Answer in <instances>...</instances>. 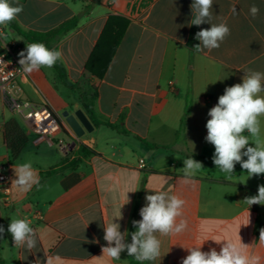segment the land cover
Listing matches in <instances>:
<instances>
[{"label":"crops","instance_id":"crops-1","mask_svg":"<svg viewBox=\"0 0 264 264\" xmlns=\"http://www.w3.org/2000/svg\"><path fill=\"white\" fill-rule=\"evenodd\" d=\"M19 3L24 11L15 21L25 31H50L79 16L77 27L52 49L62 51L66 86L91 89L84 103L95 96L98 124L87 115L84 103L64 109L69 114L82 110L93 126L91 132L78 137L67 124L71 133L60 137L66 144L75 143L70 150L55 142L37 141L24 125L32 144L28 142L16 160L10 157L4 135H0V165H5L0 173L9 176L7 183H0V226L5 229L0 238V264H45L48 256L56 255L61 257L60 264H140L126 251L120 260L103 255L102 248L107 246L104 227L113 220L119 223L121 232L129 233L126 242L130 243V234L137 230L132 222L141 219L145 197L160 190L186 201L178 219H186L188 227L176 236L157 234L161 259L143 264H182L189 254L186 248L203 243L202 251H219L225 241L240 240L264 264V244L259 240L264 229L263 211L261 205L250 207L244 201L258 194L255 178L264 182V174L249 177L236 164L229 178L214 165V146L205 139L208 112L225 88L242 83L248 69L264 72V0H214L212 22L226 21L231 34L218 49L202 52L194 50L200 43L195 34L211 25H190L192 0ZM253 4L260 8L255 19L249 14ZM233 5L237 14L231 11ZM112 16L125 18L128 24L103 71L104 54L98 41ZM0 35L2 45L14 42L17 55L23 51L20 43L8 39L7 28H0ZM87 63L102 77L86 71ZM26 75L31 77L24 73L19 78L21 98L46 105L61 117L46 97V103L32 99L24 87ZM11 118L16 116L0 89V125ZM260 120L258 138L247 131L244 135L264 144V116ZM81 146L88 149V155L81 156L77 169H64L63 161L78 158ZM190 156L201 162L203 169L196 173L194 183L185 184L183 160ZM25 162L37 170L41 186L21 193L12 185L16 178L13 167ZM16 218L30 221L37 237L35 248L15 247L7 229Z\"/></svg>","mask_w":264,"mask_h":264},{"label":"clouds","instance_id":"clouds-1","mask_svg":"<svg viewBox=\"0 0 264 264\" xmlns=\"http://www.w3.org/2000/svg\"><path fill=\"white\" fill-rule=\"evenodd\" d=\"M213 3L214 0H192L193 18L190 25H211L210 28L201 29L195 34V38L200 41L194 47L196 52L218 49L231 34L226 21L221 19L220 23L212 22ZM23 11L24 6L19 0H0V28L11 30V23ZM231 11L237 14L235 5ZM249 14L255 19L260 14V8L255 4L251 5ZM18 55L23 73L30 75L41 68H53L62 59L63 54L60 50L49 49L44 43H30L26 44V50ZM0 64H5L2 57ZM244 73L242 83L225 88L218 98V103L209 110L210 119L206 123L205 139L215 149L213 163L229 178L233 176L236 164H240L249 177L264 174V144L259 139L251 141L249 136L244 135L245 131L251 137L258 138L261 135L260 117L264 116V72L248 69ZM250 143L255 146H249ZM183 164L184 183H194V177L203 169V164L192 156L184 159ZM13 170L16 178L12 185L19 192L27 193L34 186H41L38 172L31 162L18 164ZM145 199L147 203L139 211L141 219L132 222L137 230L130 234V243L126 242L129 233L121 232L119 223L113 220L106 224L103 239L107 246L102 248L103 255L106 254L111 260H120L121 253L126 251L140 264L145 261L154 262L161 259V240L157 234L176 236L187 229L188 221L178 219L183 216L186 203L184 199L163 190L149 194ZM244 201L250 207L264 205V185L258 187L257 195L247 197ZM4 231V227L0 226V238ZM7 231L11 234L15 247H26L29 250L36 247V232L27 219H11ZM259 240L264 244V229L260 231ZM202 245L203 243L186 248L189 254L183 258L182 264H260V256L251 253L249 246L241 240L239 243L225 241L219 251L215 248L202 251ZM60 261L59 255L48 256L45 264H60Z\"/></svg>","mask_w":264,"mask_h":264},{"label":"trees","instance_id":"trees-1","mask_svg":"<svg viewBox=\"0 0 264 264\" xmlns=\"http://www.w3.org/2000/svg\"><path fill=\"white\" fill-rule=\"evenodd\" d=\"M90 6H87L85 9L87 10ZM79 16H74L63 23H61L58 27L46 31V32H39V31H25L23 30L18 23L14 20L10 28L13 29L19 36L23 37L27 44L30 43H44L49 49H52L60 40L72 32L78 25ZM128 24V20L122 17H110L106 23V26L99 38L98 45L99 48H102V52L104 54V64H103V71L107 68L109 62L112 59L114 52L116 51L118 45L120 44L126 27ZM97 45V47H98ZM96 54V50L94 52ZM93 53V56H94ZM98 53V49H97ZM53 69L57 72L58 77L62 80L65 79V69L63 68L60 61L56 63ZM85 70L90 72L97 77H102L103 74H97L90 66L86 65ZM95 96L93 95V101L90 100L89 103H84V109L87 115L91 118V120L98 124L96 121L95 110H94V100ZM56 115V114H55ZM57 116V115H56ZM58 117V116H57ZM59 121L62 126V130L64 134L71 133V129L68 127L67 123L62 119V117H58ZM185 126V118H183L181 122V130L184 129ZM4 142L9 150L10 157L12 160H16L19 155L23 152L26 148L29 138L27 133L25 132L22 124L18 121L17 118H11L5 122L4 125ZM89 153L88 149L84 146H81L77 151L78 158L73 160L66 159L63 161L61 165H63L64 169L75 170L79 167L81 163V156L85 157ZM240 165V164H239Z\"/></svg>","mask_w":264,"mask_h":264},{"label":"built area","instance_id":"built-area-1","mask_svg":"<svg viewBox=\"0 0 264 264\" xmlns=\"http://www.w3.org/2000/svg\"><path fill=\"white\" fill-rule=\"evenodd\" d=\"M0 57L5 64H0V89L8 96L9 109L16 114L26 126L29 133L37 136V141H48L58 145L65 150H70L71 145L66 144L60 135L63 133L59 118L52 109L46 105H37L28 99H22L23 90L19 85V78L24 74L16 52L14 42L1 44L0 35ZM0 135H4V126L0 125ZM142 168L143 165H140ZM5 165H0L4 170ZM9 176L0 173V183H7ZM7 191L9 189L7 188Z\"/></svg>","mask_w":264,"mask_h":264},{"label":"rangeland","instance_id":"rangeland-1","mask_svg":"<svg viewBox=\"0 0 264 264\" xmlns=\"http://www.w3.org/2000/svg\"><path fill=\"white\" fill-rule=\"evenodd\" d=\"M8 39H15L23 47V51L26 50V43L24 40L19 37L13 30L7 29ZM30 78L26 75L24 77V87L25 90L29 93L34 101L39 103H46L45 97L48 99L49 103L52 104L58 114L65 121L63 114L68 112L67 110L73 109L74 105L79 102L84 103L86 96H91L92 92L89 86H66L64 81L58 77L57 73L53 68H41L38 72L30 74ZM32 79V80H31ZM58 84V88L55 85ZM81 88V89H79ZM67 109V110H64ZM74 114V112L72 113ZM18 121L25 128L24 124L20 118L15 114ZM66 122V121H65ZM32 136L30 137L29 146L32 144ZM64 139L63 136L60 137ZM55 144L58 145V141L55 140ZM258 185H264V182L259 178H255ZM262 214H264V205H261Z\"/></svg>","mask_w":264,"mask_h":264},{"label":"water","instance_id":"water-1","mask_svg":"<svg viewBox=\"0 0 264 264\" xmlns=\"http://www.w3.org/2000/svg\"><path fill=\"white\" fill-rule=\"evenodd\" d=\"M63 117L72 131L76 134V136L81 137L85 133V131L91 132L93 130V126L84 114L82 110L76 111L74 114H69L68 112H64ZM75 143L72 144L71 148L74 147ZM264 218V214L262 215Z\"/></svg>","mask_w":264,"mask_h":264}]
</instances>
